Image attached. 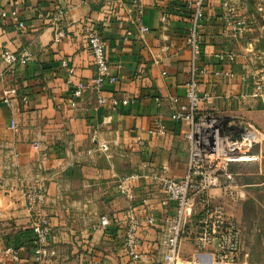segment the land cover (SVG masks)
I'll return each instance as SVG.
<instances>
[{
  "label": "crops",
  "instance_id": "obj_1",
  "mask_svg": "<svg viewBox=\"0 0 264 264\" xmlns=\"http://www.w3.org/2000/svg\"><path fill=\"white\" fill-rule=\"evenodd\" d=\"M184 4L185 0H141L139 12L133 0H0L1 169L16 170L18 161L27 156L29 162L37 159L56 167L50 173L46 199L52 236L42 259L37 261L31 246L33 225L21 228L22 221L17 218L7 227L3 212L0 264H14L6 253L9 248L19 251L23 264H164L161 241L174 208L162 206L165 195L148 174L167 166L169 176L181 180L189 168L185 139L189 124L171 118L170 103L173 96L184 100L191 75ZM3 12L5 16H1ZM139 16L150 29L144 37L134 23ZM229 20L223 1L206 0L198 65L207 73L199 76V82L201 93L212 96V101H205L201 109L214 108L228 120L237 118L264 131V97L257 96L253 87V57L249 49L237 47ZM91 29L103 36L109 62L119 77L117 84L103 86L101 93L108 100L104 105L98 103V94L92 89L96 66L87 41ZM58 30L66 32L60 42L55 41ZM6 50L14 54L27 51L29 61L9 65L2 58ZM230 52L235 54L234 60L221 62L218 55ZM63 60L75 69L72 80L88 86L77 107L71 106V85ZM10 89L19 96L11 97L7 104L4 92ZM127 98L133 101L122 104ZM111 99L120 102L113 105ZM157 120L164 132L151 135L149 130ZM253 143V147L257 145ZM101 144H107L108 150H101ZM8 157L12 166L6 162ZM82 159L86 161L80 170H73V163ZM121 160H125L126 170H120ZM75 173L80 178L77 200L72 197ZM132 174L140 175L141 180L134 182L136 198L131 202L116 184L122 175ZM210 195L229 216L240 219L239 202L223 187L211 189ZM0 201L3 207L13 202L6 197ZM74 204L88 208L97 204L101 213L90 217V210L88 216L77 219L67 210L56 211L59 206ZM131 205L143 222L140 237L145 260L140 262L131 260L124 248ZM102 217L110 220L105 229L100 225ZM150 217L155 220L152 225L147 224ZM194 223L181 246L179 264H221L211 251L195 250Z\"/></svg>",
  "mask_w": 264,
  "mask_h": 264
},
{
  "label": "built area",
  "instance_id": "obj_2",
  "mask_svg": "<svg viewBox=\"0 0 264 264\" xmlns=\"http://www.w3.org/2000/svg\"><path fill=\"white\" fill-rule=\"evenodd\" d=\"M206 0H185V7L188 12V34L186 38L187 45L191 52V75L190 80L186 84V93L184 100L180 97L173 96L170 98L172 106L171 118L177 122H185L189 124V132L185 135V139L189 145V168L185 177L176 180L169 176L167 166H163L158 170H149V177L153 182L160 185L165 197L161 204L163 207L173 206L174 213L168 217L167 226L164 237L161 241L163 247L162 260L164 264H178L180 250L183 242L188 238V228L194 223L192 230V239L195 250L199 252L211 251L216 260L221 264H235L242 251V230L236 220L227 214L222 204L214 202V198L210 195V190L217 187H223L226 194L233 200L242 201L246 197V193L242 187L241 190L233 191L229 179L232 175L228 172V163L241 161L240 156L232 155L231 150L239 146L238 153H244L243 146H252L256 141V133L253 128L238 121L242 125V142H235L232 134L225 133V127H231L229 122L225 126L222 122V116L219 115L214 108L208 111L201 109L205 101L211 102L212 96L201 93L199 76L207 73L206 68H201L198 63L202 56L203 33L202 26L205 17ZM133 4L141 12V0H133ZM1 16H5L3 12ZM162 21H166V16L162 17ZM138 25L141 36L144 37L149 33L147 27L141 17H137L135 22ZM232 22L229 20V24ZM20 27L24 25L18 24ZM238 22L237 26L240 27ZM66 37V32L58 30L55 35V41L60 42ZM88 47L91 51L94 64L96 66V75L92 81V89L98 94V103L104 105L108 102L107 98L102 95L103 86L106 83L117 84L119 77L114 74L113 66L110 64L107 53L106 43L99 31L91 29L87 35ZM3 60L9 65H24L29 61V53L24 51L14 54L9 50L2 54ZM221 62H231L235 58L233 52L222 53L218 55ZM62 67L66 69L68 74L67 82L71 85V106L77 107L79 101L83 98L87 89V84L83 81L74 82L72 76L75 73L74 67L67 60L62 61ZM216 76L221 75L220 72L214 73ZM18 97V92L14 89L4 92V101L11 103V97ZM26 103L28 98L22 97ZM131 99L127 98L121 101L122 104H129ZM160 103V99H157ZM120 101L111 99L113 105H117ZM13 127H15L13 125ZM164 127L157 120L155 126L149 130L151 135L163 133ZM252 135V136H251ZM141 142V138H138ZM101 150L107 151V144H101ZM140 175L132 174L120 179L117 184L118 191L128 198L131 202L136 198L134 193V182L138 180ZM45 188L43 184H36L26 192V202L29 210H35L37 204L45 201ZM154 218L147 219V224H154ZM102 228L110 225L107 217L100 220ZM143 222L137 210L131 205L127 214L125 224L124 248L127 256L134 262L145 260V254L141 251L142 239L140 230ZM33 238L32 246L37 261L41 260L44 255V249L49 244L52 236V227L45 219L36 222L32 226ZM13 260L14 264H23L18 250L9 248L6 250Z\"/></svg>",
  "mask_w": 264,
  "mask_h": 264
},
{
  "label": "rangeland",
  "instance_id": "obj_3",
  "mask_svg": "<svg viewBox=\"0 0 264 264\" xmlns=\"http://www.w3.org/2000/svg\"><path fill=\"white\" fill-rule=\"evenodd\" d=\"M220 1H223L227 8L228 17L232 22L230 24L232 32L236 36L237 47L249 49V52L253 57V87H255L257 96L263 98L264 0ZM238 22L241 23L240 27L237 26ZM222 122L225 126H227L229 122H234L233 124L230 123V128L225 127L224 131L227 134H232V139L235 142L241 143L243 127L242 125H239L238 119L233 118L228 120V118L222 117ZM255 133L257 140L255 142H257V145L254 147L252 146L249 149L250 153H248L249 151H245L246 147L243 146L241 148L244 153L240 154L238 153L240 148L239 146H236L231 150L232 155H238L243 159L236 163H228V172L232 175L228 183L231 184L233 191L241 190V188L235 187V185H239L246 193V197L242 201H239V208L241 211L240 219H236L242 230L243 242L241 254L235 264H264V131L261 128H258V130H255ZM28 159L29 157L27 156V159L23 158L19 160V168L16 170H2L1 162L4 160L0 159V198L6 197L9 199V202L10 200L15 202H10L5 207L0 204V216H2L3 212H6L7 227L13 226L14 220L17 218L22 221L20 224L21 228L33 225L43 219L49 221L50 218L49 212L46 211V199L49 192L50 173L51 170L56 169V167H48V163L38 161L37 159H32L34 162H29ZM85 161L86 160L84 159L78 162L75 161L73 163V170H80V165H83ZM136 161L135 158V162ZM6 162H9L11 166L13 165L11 157H8ZM98 163L101 162L98 161ZM118 165L120 170H126L127 168L125 160L119 161ZM60 168L62 167L60 166ZM3 176L6 177L4 178L5 180L2 179ZM13 176H17L19 179H14L12 178ZM126 176L128 175H122L118 181ZM61 177L65 178L66 176H60V178ZM72 179V183L75 186V190L72 192V197L77 200L79 195L78 183L80 178L75 173V176H73ZM140 180L141 179H139V181ZM36 184L44 185L46 197L44 202L37 204L35 210L30 211L25 195L26 192ZM63 210H67L71 216H74L77 219L82 215H85V217L88 216L90 212V215H92L90 217L97 214L100 215L101 213V209L97 204L92 208L80 207L77 204L66 208L63 206L56 208V211L58 212ZM16 212L19 213L18 217L17 215H14ZM180 262L179 259L178 264Z\"/></svg>",
  "mask_w": 264,
  "mask_h": 264
},
{
  "label": "trees",
  "instance_id": "obj_4",
  "mask_svg": "<svg viewBox=\"0 0 264 264\" xmlns=\"http://www.w3.org/2000/svg\"><path fill=\"white\" fill-rule=\"evenodd\" d=\"M184 6H185V4H184ZM186 8V7H185ZM31 241V244H32V240H30ZM32 246V245H31ZM33 247V246H32Z\"/></svg>",
  "mask_w": 264,
  "mask_h": 264
}]
</instances>
